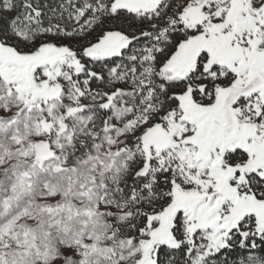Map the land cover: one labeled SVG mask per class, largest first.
Instances as JSON below:
<instances>
[{
	"label": "snow or ice",
	"instance_id": "1",
	"mask_svg": "<svg viewBox=\"0 0 264 264\" xmlns=\"http://www.w3.org/2000/svg\"><path fill=\"white\" fill-rule=\"evenodd\" d=\"M0 264H264V0H0Z\"/></svg>",
	"mask_w": 264,
	"mask_h": 264
}]
</instances>
